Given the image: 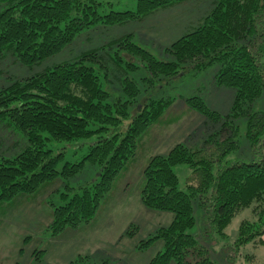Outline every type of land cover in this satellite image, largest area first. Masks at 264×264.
<instances>
[{"label": "trees", "instance_id": "obj_1", "mask_svg": "<svg viewBox=\"0 0 264 264\" xmlns=\"http://www.w3.org/2000/svg\"><path fill=\"white\" fill-rule=\"evenodd\" d=\"M180 1L186 0H136L134 8L116 10L109 0H0V59L10 56L33 66L66 49L79 32L97 23L140 20ZM211 3L213 9L203 22L167 47L174 60L158 57L134 42L130 33L30 77L13 79L0 89V120H6V128L17 129L12 136H24L22 149L26 137L28 141L14 157L0 154V203L62 178L64 188L55 192L59 200H54L55 194L49 200L53 220L42 237L91 223L115 179L136 154L141 135L176 99L185 98L205 116L201 132L208 136L196 148L181 143L168 155L151 158L145 169L143 203L171 211L175 218L137 248L144 252L162 239L164 248L150 264H217L211 250L221 248L218 238L228 239L233 219L251 208L253 219H243L237 232L231 233L235 250L228 259L230 264L238 258L241 262L255 259L246 246L264 244V111L254 109L264 90V0ZM215 63L217 84L237 89L229 114L211 109L196 94L154 97L164 84ZM140 69L146 72L141 78L143 89L134 76ZM242 117L247 120L251 161L232 157L241 148L242 127L237 120ZM52 141L64 146L54 149ZM17 142L19 146L20 141L12 139L9 147ZM70 146L85 153L59 169ZM87 162L99 166L96 177L72 186L71 179ZM182 164L191 169L185 190L179 187L175 170ZM195 199L204 209L206 228L201 235L194 229ZM138 231V225L132 224L125 235L133 237ZM209 238L214 239L212 244ZM44 254L36 249L29 264H48ZM70 264L122 263L109 256H79Z\"/></svg>", "mask_w": 264, "mask_h": 264}, {"label": "crops", "instance_id": "obj_2", "mask_svg": "<svg viewBox=\"0 0 264 264\" xmlns=\"http://www.w3.org/2000/svg\"><path fill=\"white\" fill-rule=\"evenodd\" d=\"M204 122L205 116L185 98L176 99L141 135L136 154L115 179L93 221L44 240L45 262L70 264L79 256H109L122 264H150L164 248V240L155 241L144 252L138 250V243L159 228L170 226L175 215L171 211L148 208L143 203L145 169L153 156L168 155L181 143L191 148L201 145ZM63 182L57 178L32 194L19 193L13 200L0 203V264L31 262L35 250L42 244V232L53 220L49 200L62 189ZM132 224L138 225L139 231L133 237L126 236Z\"/></svg>", "mask_w": 264, "mask_h": 264}, {"label": "rangeland", "instance_id": "obj_3", "mask_svg": "<svg viewBox=\"0 0 264 264\" xmlns=\"http://www.w3.org/2000/svg\"><path fill=\"white\" fill-rule=\"evenodd\" d=\"M114 3L113 9L125 10L128 8H134L136 6V0H109ZM212 0H186L180 1L173 5L162 7L156 12L147 15L140 20H131L122 24L116 25H104L97 23L89 28H86L79 32L73 41L69 43L66 49L46 58L38 64L33 66H27L21 64L19 61H13L14 59L10 56L0 59V89L4 86L9 85L13 79L30 77L46 67L55 65L57 63L72 60L78 56L81 52L98 48L109 41L132 33L133 41L148 47L151 51L165 60H174L175 57L169 53L166 49L175 40L185 35L188 32L194 30L195 27L200 25L205 17L213 9ZM111 8L107 7L106 12L110 11ZM211 67H207L204 71L197 73L187 72L185 77L176 78L170 83H166L161 86L155 93V98L174 96L179 94L185 95H200L204 97L206 104L214 110L222 113L223 116L229 114L234 106L237 89L234 86H222L216 82V74L218 72V63H215ZM146 74L145 69L137 70L134 74L136 79L139 81L141 88L143 89V83L141 78ZM133 106H131L132 108ZM255 110L264 111V90L261 96L256 100L254 104ZM135 108H132V115L135 114ZM6 120H0V154L6 157H14L16 154L23 151L28 144L26 137V145L22 149L25 138L21 134H12L17 130L13 127L6 128L4 126ZM237 123L242 127L241 136V148L232 157H239L246 161L253 160V151L251 144L246 136V118L242 117L237 120ZM202 141L207 138L208 132L202 131ZM204 138V139H203ZM14 140L20 141L15 146H10V143ZM54 149L61 148L64 146L63 142L52 141L50 143ZM9 147V148H8ZM17 147V148H16ZM13 148V149H12ZM77 152V153H76ZM85 151L81 152L80 149H76V146L68 147L65 159L61 161L58 168L61 169L63 163L67 160H76L82 156ZM85 169L76 177L71 179L72 186H78L86 183L90 179H94L98 173L99 166L86 163ZM176 173L179 177V187L186 189L187 177L191 173V169L187 165L175 166ZM64 188V187H63ZM63 190V189H62ZM54 200H59V193L55 194ZM194 204V215L196 217L195 232L201 235L206 228L204 222V209L200 206L199 199L193 200ZM243 219L252 220L253 214L251 208L243 209L231 222L227 232L229 234L228 241L223 238H218L222 243L221 248L218 251L211 250L212 258L217 264H230L228 255L235 250L234 240L231 241V233L237 232ZM48 227V226H47ZM47 229V228H46ZM45 229V230H46ZM44 230V231H45ZM43 231V232H44ZM42 232V234H43ZM41 234V235H42ZM51 238H41L42 244L38 246L42 252L46 253L43 247L44 240ZM28 239V238H27ZM214 239L209 238L208 243L212 244ZM243 249V247H242ZM241 249V250H242ZM246 249L256 254V258L253 260L244 259L242 262L237 259L236 264H264V244L254 243V247L250 244L246 246ZM236 252V251H235ZM45 259V254H44ZM33 260V256H32ZM31 260V262H32ZM45 261V260H44ZM30 262V263H31Z\"/></svg>", "mask_w": 264, "mask_h": 264}]
</instances>
